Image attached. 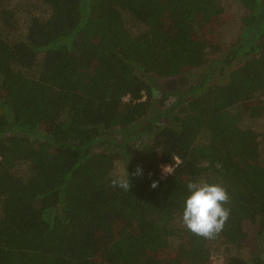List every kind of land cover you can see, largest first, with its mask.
<instances>
[{"label":"trees","instance_id":"trees-1","mask_svg":"<svg viewBox=\"0 0 264 264\" xmlns=\"http://www.w3.org/2000/svg\"><path fill=\"white\" fill-rule=\"evenodd\" d=\"M10 1L0 0V264H208L214 252L264 264V151L241 126L264 116V0H231L244 16L228 45L211 28L200 35L226 14L219 0ZM200 68L129 131L154 104L149 76ZM125 175L127 190L113 186ZM193 181L228 192L212 238L182 224ZM244 222L258 245L247 260Z\"/></svg>","mask_w":264,"mask_h":264},{"label":"rangeland","instance_id":"rangeland-1","mask_svg":"<svg viewBox=\"0 0 264 264\" xmlns=\"http://www.w3.org/2000/svg\"><path fill=\"white\" fill-rule=\"evenodd\" d=\"M224 11L225 15L221 16L218 19H215L212 25L207 26L208 28H203L201 25L200 35L201 33L206 37H213L212 35H207L210 30L219 32V36L221 41L228 45L232 44L237 35L239 34L240 27V19L243 17L244 12L233 3L231 0H219ZM9 5H19L24 6V0H11ZM222 26V27H221ZM202 68L188 70L184 74L169 78L163 79L154 76H149V78L153 82L154 89V104L148 114L140 121L136 122L133 127L129 129V131H138L142 129L144 125H146L150 120L156 118L160 114H163L165 111V107L172 106L175 103V98H177V94L185 93L189 87L195 85L199 79L201 74L203 73ZM219 81V78L211 79V83L215 84ZM172 115L159 117L160 120L157 122L158 124H165L164 121H170ZM243 128H250L255 130V132L260 133V148L264 151V116L260 119V121H243L241 123ZM127 129L123 130L126 132ZM121 131V130H120ZM115 136H118L119 130L113 132ZM42 142V141H40ZM115 160V159H113ZM121 171L120 165L117 164L114 170V175L117 176ZM170 172V169L162 167L161 178L165 177ZM242 228L244 233L246 234V244L244 250L242 251L244 260H247L252 252H255L258 249V245L255 241V227L248 222H244L242 224ZM167 257V256H166ZM165 257V259H166ZM225 256L222 253L214 252L210 256L208 264H225ZM162 259L160 256L154 259V261H158Z\"/></svg>","mask_w":264,"mask_h":264},{"label":"clouds","instance_id":"clouds-1","mask_svg":"<svg viewBox=\"0 0 264 264\" xmlns=\"http://www.w3.org/2000/svg\"><path fill=\"white\" fill-rule=\"evenodd\" d=\"M140 173L141 169L137 168V174ZM112 184L124 190L129 186L126 175L117 177ZM228 200V192L218 183L189 182L181 211L183 226L198 236L214 237L229 219L230 209L225 207Z\"/></svg>","mask_w":264,"mask_h":264},{"label":"built area","instance_id":"built-area-1","mask_svg":"<svg viewBox=\"0 0 264 264\" xmlns=\"http://www.w3.org/2000/svg\"><path fill=\"white\" fill-rule=\"evenodd\" d=\"M164 178V177H163Z\"/></svg>","mask_w":264,"mask_h":264}]
</instances>
